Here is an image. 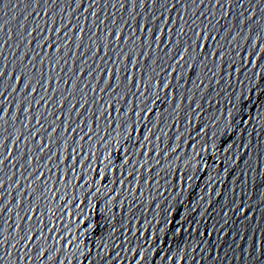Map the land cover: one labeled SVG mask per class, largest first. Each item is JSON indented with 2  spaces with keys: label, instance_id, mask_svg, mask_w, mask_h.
<instances>
[{
  "label": "water",
  "instance_id": "95a60500",
  "mask_svg": "<svg viewBox=\"0 0 264 264\" xmlns=\"http://www.w3.org/2000/svg\"><path fill=\"white\" fill-rule=\"evenodd\" d=\"M0 264H264V0H0Z\"/></svg>",
  "mask_w": 264,
  "mask_h": 264
}]
</instances>
